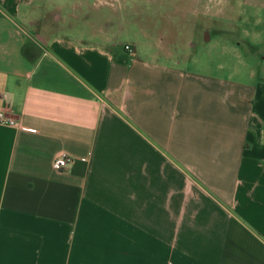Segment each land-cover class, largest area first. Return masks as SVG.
Returning <instances> with one entry per match:
<instances>
[{
	"label": "crops",
	"instance_id": "0c3cea01",
	"mask_svg": "<svg viewBox=\"0 0 264 264\" xmlns=\"http://www.w3.org/2000/svg\"><path fill=\"white\" fill-rule=\"evenodd\" d=\"M47 2L0 0V112L31 129L0 124V264H264V80L119 48L109 3L74 37Z\"/></svg>",
	"mask_w": 264,
	"mask_h": 264
},
{
	"label": "rangeland",
	"instance_id": "374dc122",
	"mask_svg": "<svg viewBox=\"0 0 264 264\" xmlns=\"http://www.w3.org/2000/svg\"><path fill=\"white\" fill-rule=\"evenodd\" d=\"M247 1L48 0L46 11L59 9L65 23L73 22L67 28L69 33L74 37H89L92 25L88 22L92 24L93 20L85 22L79 17L85 12L96 14L100 9L94 2L109 3L105 12H109L111 36L119 48L132 44L138 55L148 57L153 46L164 45L163 53L183 60L182 66L188 69L241 80L247 79L252 70L261 82L264 80V4ZM82 2L83 7L76 10V5ZM53 12L56 14L58 10ZM208 28L210 35L204 33ZM240 42L243 49H248L241 50V55L237 47ZM159 57L166 60L164 55ZM240 58L243 62H239ZM219 64L224 65L223 69L217 67Z\"/></svg>",
	"mask_w": 264,
	"mask_h": 264
},
{
	"label": "built area",
	"instance_id": "2783aa9c",
	"mask_svg": "<svg viewBox=\"0 0 264 264\" xmlns=\"http://www.w3.org/2000/svg\"><path fill=\"white\" fill-rule=\"evenodd\" d=\"M129 49V52H132L130 47H127ZM0 124L4 126H9L12 128L20 129V130H26L31 131V129L24 125L22 120L14 119L6 112H0ZM73 163V158L69 156L68 154H61L58 156V158L55 159L53 162V167L57 171H61L67 167H69Z\"/></svg>",
	"mask_w": 264,
	"mask_h": 264
}]
</instances>
